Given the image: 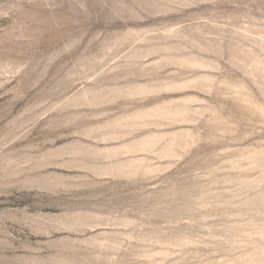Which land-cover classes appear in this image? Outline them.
<instances>
[{
  "label": "rangeland",
  "instance_id": "rangeland-1",
  "mask_svg": "<svg viewBox=\"0 0 264 264\" xmlns=\"http://www.w3.org/2000/svg\"><path fill=\"white\" fill-rule=\"evenodd\" d=\"M0 264H264V0H0Z\"/></svg>",
  "mask_w": 264,
  "mask_h": 264
}]
</instances>
